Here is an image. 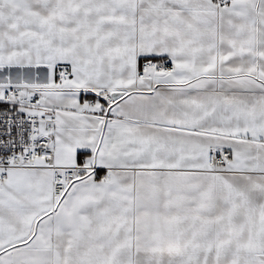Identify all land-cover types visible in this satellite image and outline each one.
<instances>
[{
	"label": "snow or ice",
	"instance_id": "obj_1",
	"mask_svg": "<svg viewBox=\"0 0 264 264\" xmlns=\"http://www.w3.org/2000/svg\"><path fill=\"white\" fill-rule=\"evenodd\" d=\"M0 264H264V0H0Z\"/></svg>",
	"mask_w": 264,
	"mask_h": 264
}]
</instances>
